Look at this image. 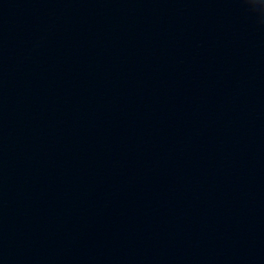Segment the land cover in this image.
I'll list each match as a JSON object with an SVG mask.
<instances>
[{"label": "clouds", "instance_id": "9594fccd", "mask_svg": "<svg viewBox=\"0 0 264 264\" xmlns=\"http://www.w3.org/2000/svg\"><path fill=\"white\" fill-rule=\"evenodd\" d=\"M249 11L258 15L264 23V0H242Z\"/></svg>", "mask_w": 264, "mask_h": 264}]
</instances>
